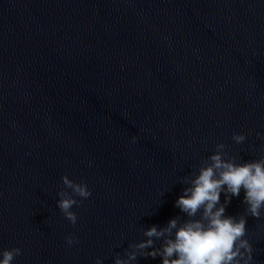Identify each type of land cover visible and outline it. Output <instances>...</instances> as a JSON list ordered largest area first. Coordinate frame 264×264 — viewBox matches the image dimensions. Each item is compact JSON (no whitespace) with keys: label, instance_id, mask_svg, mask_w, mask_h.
I'll return each instance as SVG.
<instances>
[{"label":"water","instance_id":"1","mask_svg":"<svg viewBox=\"0 0 264 264\" xmlns=\"http://www.w3.org/2000/svg\"><path fill=\"white\" fill-rule=\"evenodd\" d=\"M257 132L264 0H0V250L21 247L14 264H114L144 230L187 218L184 178L218 143L264 156ZM65 174L92 190L75 225L57 206ZM247 229L264 264V216Z\"/></svg>","mask_w":264,"mask_h":264},{"label":"clouds","instance_id":"2","mask_svg":"<svg viewBox=\"0 0 264 264\" xmlns=\"http://www.w3.org/2000/svg\"><path fill=\"white\" fill-rule=\"evenodd\" d=\"M257 136L264 133L257 132ZM132 139L135 142L136 137ZM246 139L245 133L233 135L237 144ZM225 148L224 143H218L198 170L184 178L187 186L176 206L187 218L174 217L163 227L153 225L144 230L146 238L131 242L124 255L115 256L114 264H136L140 256L161 257L162 264H254V247L246 235L247 217L264 216V156L243 161ZM62 183L57 206L75 225L78 215L73 206L89 198L92 190L86 182L67 174ZM242 190L244 213L239 217L226 214L232 197H239ZM65 239L69 247L79 243L74 234ZM22 254L21 247L0 250V264H14ZM96 264H104L103 257H97Z\"/></svg>","mask_w":264,"mask_h":264}]
</instances>
